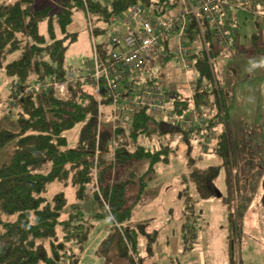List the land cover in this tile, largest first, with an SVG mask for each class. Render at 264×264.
Masks as SVG:
<instances>
[{
    "label": "trees",
    "instance_id": "16d2710c",
    "mask_svg": "<svg viewBox=\"0 0 264 264\" xmlns=\"http://www.w3.org/2000/svg\"><path fill=\"white\" fill-rule=\"evenodd\" d=\"M139 1L150 16L167 20L171 17L169 13L176 14L183 7L184 0H59L42 7H36L35 0L0 3V68L9 76L11 95L18 100L15 104L18 129L0 130V147L15 141L11 155L0 159V264H79L89 243L90 221L103 217L109 218L111 226L99 252H109L114 246L117 256H129L132 264H146L154 255L158 231L149 230L146 223H132L134 207L146 196L144 189L157 163L169 159L170 142L175 134L185 143L188 157L181 182L193 183L203 199L220 193L215 180L224 165L228 171L226 180L231 182L234 149L225 127L229 125L230 103L213 75L216 71L213 56L220 48L236 44L239 29L231 8H241L238 0H212L210 11L203 8L202 1L188 0L199 9V18L189 12L184 25L192 68L199 74L191 87H163L167 109L174 116L182 118L192 111L204 115V123L197 127L186 128L174 120L166 121L149 107L141 106L134 111L129 126L117 121L116 128L112 122L111 127L102 128L99 108L104 103L112 105L113 97L99 95L90 78L95 68L85 74L65 66V53L77 40V32L72 30L74 8L85 11L91 32L96 36L100 23L107 25L113 16L126 12ZM244 8L264 12V0H248ZM217 26L232 36V45L219 42ZM111 37L109 49L95 44L97 57L100 67H112V81L122 88L119 94L123 96L128 88L141 83L138 76L129 77L144 62L131 69L115 62L112 55L117 47L111 43ZM169 42L170 36L161 45L165 59L169 57ZM202 42L205 46L198 47ZM252 44L254 55L264 56V29L253 32ZM71 69L77 72L78 79L68 81ZM121 72L122 79L118 78ZM143 81L158 80L147 76ZM59 82H66V89L58 90L55 84ZM80 123L83 125L77 139L70 145L73 137L68 133ZM211 129L217 132L216 138L203 151L216 154L222 162L201 167L197 164L199 156L193 154L194 141L201 135L198 146L204 148L206 139H211ZM133 160L147 165L143 173L139 174L137 168L128 169ZM53 182H59L63 188L49 195L48 186ZM180 196L189 218L196 200L187 187ZM228 198L224 195L222 199ZM96 204L101 209L93 211ZM228 220L234 222L235 215L230 212ZM186 227L189 225L184 223L185 241L189 236L184 231ZM194 228H190L192 240L197 238ZM141 237L146 239V254L142 257L138 256ZM239 246L240 242L236 243L230 234L227 264L243 263Z\"/></svg>",
    "mask_w": 264,
    "mask_h": 264
},
{
    "label": "rangeland",
    "instance_id": "374dc122",
    "mask_svg": "<svg viewBox=\"0 0 264 264\" xmlns=\"http://www.w3.org/2000/svg\"><path fill=\"white\" fill-rule=\"evenodd\" d=\"M3 1L13 0H0V3ZM58 1L35 0V6L42 7ZM231 11L239 29L238 39L235 45L221 49V41L218 42L214 37L220 51L214 54L213 62L225 98L230 103L229 125L225 127L230 132L228 140L234 149L232 183L226 180V165L220 168L215 180V187L220 193L216 192L210 198H200L193 183L181 182V175L187 170L188 157L179 143L181 138H176L175 134L170 142L169 159L159 161L154 174L147 180L144 194L149 198L146 199L144 195L134 207L133 223H146L149 230L158 231L154 255L146 260V264H227L230 234L236 243L240 242L242 264H264V56L254 55L252 44L253 32L264 29V12L250 11L243 7H232ZM127 27L121 14L115 22L107 25L100 23L99 31L93 36L85 11L74 8L72 30L77 32V40L69 45L65 53V66L76 69L78 73L93 72L95 44L109 49L110 37L114 33L126 34ZM177 40V35L171 33L167 49L169 57L157 59L153 64L150 61L140 64L129 78L136 75L143 83L147 76H155L168 89L170 79L179 75L181 83L178 81L177 89L188 87V82L197 78L199 72L192 68L186 74L180 75L178 68L181 65L177 56L172 53V47ZM202 46H205L204 42L198 45ZM11 91V80L0 68V130L18 129L15 106L18 100L12 97ZM99 109V125L108 128L112 122L113 126V104L104 103ZM134 110V107L128 108V126ZM82 125L83 123L77 124L68 133L69 137H73L70 145L76 141ZM216 133L211 129V139H206L207 144L199 150L207 149L208 144L213 142L212 138H216ZM199 139L198 136L194 141V156L198 150ZM146 143H149L148 138ZM14 147V140L0 147V159L8 158ZM206 158L209 160L199 161L197 164L207 167L218 163V156L212 152H208ZM146 166L133 160L128 169L137 168L140 174ZM184 187L188 188V192L196 200L189 218L186 217L183 198L180 196ZM62 188V184L53 182L48 186V194L52 195ZM224 195L229 197L225 201L222 199ZM100 207L96 204L92 206V210H100ZM230 212L235 215L232 223L228 220ZM184 223L189 225L184 230L189 234L186 241L178 239V228L180 226L182 231ZM190 225L195 226L197 240L190 237V228L194 227ZM110 226L108 217L90 221L89 243L79 264H132L129 256L115 255L114 246L109 252H99L100 243ZM145 245L146 239L141 237L138 256H145Z\"/></svg>",
    "mask_w": 264,
    "mask_h": 264
},
{
    "label": "built area",
    "instance_id": "2783aa9c",
    "mask_svg": "<svg viewBox=\"0 0 264 264\" xmlns=\"http://www.w3.org/2000/svg\"><path fill=\"white\" fill-rule=\"evenodd\" d=\"M199 1L203 2V8L210 11L211 5L213 4L212 0ZM237 2L239 6L243 8L248 4V0H238ZM189 12L195 13L199 18L198 7L188 0H184L183 7L176 12L173 17L167 20L150 16L141 1L131 5L126 12L122 13L124 24L128 25L126 34L122 35V33H115L111 37V43L117 47L113 52L112 58L115 62L121 64L122 67L129 69L145 61H152L153 59L162 60L163 57L165 58V55L164 52H162L161 45H163L164 40L169 38L171 33H174L177 35L178 40L175 46L173 45L174 48L172 47V53L177 56L178 63L181 65V67L179 66V70L182 73H187V71L189 69L191 70L193 67V61L188 54V44L184 36V25H186L187 14ZM120 15L113 16L111 20L115 21ZM201 31L204 33L202 27ZM202 35L203 40H205L204 34ZM217 35L224 46H230L234 43L232 36L228 35L224 31V28L220 26H217ZM164 37L165 39H163ZM94 48L95 73H93L90 78L97 85L99 95L102 93L103 95L113 97V128H116L117 121L120 125L127 126L126 118L128 108L134 107V109L137 110L141 106H147L153 113L161 116L164 120H174L176 123H181L186 128L197 127L204 123L206 119L204 115H199L195 111L189 112L187 116L182 118H178L169 112L167 109L166 89L158 81L139 83L131 89L128 88L126 94L121 96L119 90L122 88L112 81V67H100L96 45ZM123 74L124 73L121 72L118 78L122 79ZM213 75L217 78L215 71H213ZM75 78L78 79L77 72L74 69L69 70L67 73V80L72 81ZM83 79L85 78L83 77ZM55 87L63 91L66 89V82L56 83ZM205 87L206 86H204V88ZM111 145L114 146L115 142H112Z\"/></svg>",
    "mask_w": 264,
    "mask_h": 264
},
{
    "label": "crops",
    "instance_id": "0c3cea01",
    "mask_svg": "<svg viewBox=\"0 0 264 264\" xmlns=\"http://www.w3.org/2000/svg\"><path fill=\"white\" fill-rule=\"evenodd\" d=\"M173 13V12H172ZM172 13H169V16H171L172 17V15H174V14H172ZM113 22H115V21H113ZM135 69V68H134ZM179 69V68H178ZM135 71V70H134ZM133 71V72H134ZM179 72H180V75L181 74H186V73H182L180 70H179ZM134 77H136V76H134ZM176 78H172V79H170V85H173V86H176L177 84H178V81H179V84L181 83V81H180V78H181V76H179V75H176L175 76ZM190 83L191 82H188V87H191L190 86ZM187 87V88H188ZM169 97H170V95H169ZM201 136V135H200ZM199 136V137H200ZM176 138H179V135H176L175 136ZM179 143L181 144V147H182V151H186V145H185V143L182 141V140H180L179 141ZM201 147V145L200 146H198V150L196 151V156H199L198 158H199V161H207V160H209V158H206L207 157V154H208V152H206V153H204V151L203 150H199V148ZM222 161L220 160V158L218 157V163L220 164ZM149 197L146 195V199H148ZM145 199V200H146ZM132 223H133V220H132ZM134 224H136V223H134ZM178 239L179 240H182V239H184V237H183V232L181 231V229H180V226H179V228H178ZM195 240H197V239H195ZM115 255H117V251H116V254Z\"/></svg>",
    "mask_w": 264,
    "mask_h": 264
}]
</instances>
